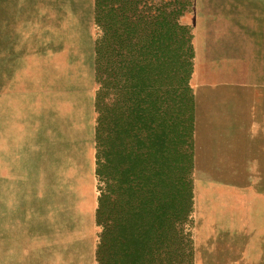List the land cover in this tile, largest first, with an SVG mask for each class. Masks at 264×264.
Returning a JSON list of instances; mask_svg holds the SVG:
<instances>
[{
  "label": "rangeland",
  "instance_id": "obj_1",
  "mask_svg": "<svg viewBox=\"0 0 264 264\" xmlns=\"http://www.w3.org/2000/svg\"><path fill=\"white\" fill-rule=\"evenodd\" d=\"M185 3L192 264H264V0ZM96 37L94 0H0V264H95Z\"/></svg>",
  "mask_w": 264,
  "mask_h": 264
},
{
  "label": "trees",
  "instance_id": "obj_2",
  "mask_svg": "<svg viewBox=\"0 0 264 264\" xmlns=\"http://www.w3.org/2000/svg\"><path fill=\"white\" fill-rule=\"evenodd\" d=\"M185 0H94L95 264H192ZM178 231V232H177Z\"/></svg>",
  "mask_w": 264,
  "mask_h": 264
},
{
  "label": "water",
  "instance_id": "obj_3",
  "mask_svg": "<svg viewBox=\"0 0 264 264\" xmlns=\"http://www.w3.org/2000/svg\"><path fill=\"white\" fill-rule=\"evenodd\" d=\"M191 26H193V24H191ZM177 232H178V231H177ZM180 238H181V240H182L183 243H186L187 240H190V237H184L183 235L180 236Z\"/></svg>",
  "mask_w": 264,
  "mask_h": 264
}]
</instances>
